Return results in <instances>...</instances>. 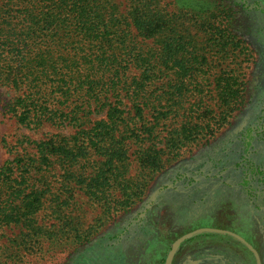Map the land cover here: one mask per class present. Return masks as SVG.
Returning a JSON list of instances; mask_svg holds the SVG:
<instances>
[{
    "label": "rangeland",
    "instance_id": "1",
    "mask_svg": "<svg viewBox=\"0 0 264 264\" xmlns=\"http://www.w3.org/2000/svg\"><path fill=\"white\" fill-rule=\"evenodd\" d=\"M115 1L125 12L127 0ZM158 1L176 23L175 42H183L184 55L195 63L193 70H165L185 84L178 83L166 95L170 100L156 107L165 112L154 113L157 122L149 111L145 114L157 147L164 149L163 166L147 177L139 200L134 197L130 207L110 215L58 163L49 166L42 177L53 194L47 193L33 219L41 229L37 237H25L24 226L0 228V264H165L172 243L196 228L205 230L181 239L168 264H257L240 240L208 228L237 233L264 264V0ZM137 40L143 45L151 41ZM240 82L243 90L234 102L227 86ZM15 95L0 86V165L32 154L30 141L75 131L71 126L20 124L8 110ZM125 111L128 119V106ZM190 125L188 142L167 143L172 131ZM126 145L130 178L139 170L138 143L129 138ZM97 159L92 153L72 171L87 175L88 165ZM58 203L66 216H55Z\"/></svg>",
    "mask_w": 264,
    "mask_h": 264
},
{
    "label": "trees",
    "instance_id": "2",
    "mask_svg": "<svg viewBox=\"0 0 264 264\" xmlns=\"http://www.w3.org/2000/svg\"><path fill=\"white\" fill-rule=\"evenodd\" d=\"M158 2L127 0L121 12L115 0H0V86L16 93L8 110L28 128L47 123L75 129L70 136L54 133L30 141L32 154L0 165V228L18 224L28 229L22 235L37 237L41 227L33 219L47 193L53 194L42 176L55 163L109 215L130 207L134 197L139 200L147 177L163 166L164 149L157 147L145 114L149 111L157 122L154 113L165 112L156 107L170 100L166 95L171 89L185 84L165 70H193L195 63L184 55L183 42H175L176 23ZM138 37L150 44L143 45ZM242 85L227 86L234 102ZM192 133L190 125L172 131L166 141L180 146ZM129 138L138 143L139 163L130 178ZM92 153L98 159L88 165V174H74V166ZM56 206L55 216H66Z\"/></svg>",
    "mask_w": 264,
    "mask_h": 264
},
{
    "label": "water",
    "instance_id": "3",
    "mask_svg": "<svg viewBox=\"0 0 264 264\" xmlns=\"http://www.w3.org/2000/svg\"><path fill=\"white\" fill-rule=\"evenodd\" d=\"M210 230H214V231H218V232H222V233H227V234H230L232 235L233 237L237 238L238 240H240L246 247H248L250 249V251L254 254L255 256V259H256V263L257 264H260V258H259V255L256 251V249L248 242L246 241L244 238H242L240 235H238L237 233H234L232 231H229V230H226V229H213V228H208ZM201 230H205V228H196V229H193L189 232H187L185 235L181 236L180 238L176 239L172 245H171V249H170V252H169V257H168V260L166 261L165 264H168V262L170 261L171 259V256H172V252L176 246V244L181 240L183 239L184 237L186 236H190L196 232H199Z\"/></svg>",
    "mask_w": 264,
    "mask_h": 264
},
{
    "label": "crops",
    "instance_id": "4",
    "mask_svg": "<svg viewBox=\"0 0 264 264\" xmlns=\"http://www.w3.org/2000/svg\"><path fill=\"white\" fill-rule=\"evenodd\" d=\"M56 164H57V163H55V164L53 165V167H55V166H56Z\"/></svg>",
    "mask_w": 264,
    "mask_h": 264
}]
</instances>
